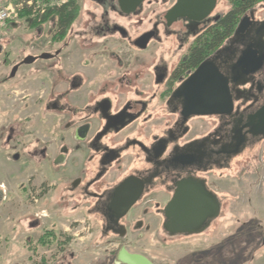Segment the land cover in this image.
Here are the masks:
<instances>
[{
	"label": "rangeland",
	"instance_id": "374dc122",
	"mask_svg": "<svg viewBox=\"0 0 264 264\" xmlns=\"http://www.w3.org/2000/svg\"><path fill=\"white\" fill-rule=\"evenodd\" d=\"M39 1H33L38 15L28 11L0 27V264H123L116 257L121 247L153 264H264V141L210 177L222 207L202 233L167 234L159 227V216L148 213L136 226L132 219L149 209L144 198L128 215L125 238L101 235L96 216L77 203L81 196H73L82 184L69 185L66 171L55 174L38 154L72 148L67 123L76 128L87 119L83 108L100 91L98 83L105 80L117 88V79L126 77L148 88L151 77L145 68L151 57L135 60L131 49L137 48L123 33L98 31L102 9L94 0ZM67 1L79 6L78 15L63 37L54 38L56 16L41 21L39 10ZM229 8L228 0H219L213 15ZM160 9L147 4L139 17L121 18L107 7L106 15L133 39L151 27L149 18ZM254 9L263 18L264 0ZM161 26L159 40L153 39L147 49H179ZM28 57L34 58L25 63ZM119 89L122 97L131 96L128 87ZM55 95L61 98L58 107H47ZM84 156L76 150L70 156L81 173ZM165 199L159 198L161 203ZM42 236L44 244L38 241Z\"/></svg>",
	"mask_w": 264,
	"mask_h": 264
},
{
	"label": "flooded vegetation",
	"instance_id": "af4514ba",
	"mask_svg": "<svg viewBox=\"0 0 264 264\" xmlns=\"http://www.w3.org/2000/svg\"><path fill=\"white\" fill-rule=\"evenodd\" d=\"M94 1L102 9V22L96 25L98 31L112 29L123 33L126 40L137 48L131 49L135 60L139 56L150 55L151 61L145 69L151 77V84L145 89L146 84L142 83L139 87L137 79L126 77L117 79V88L107 85L105 80L98 83L100 91L92 95L82 110L87 119L76 128L67 123L65 132L72 148L59 147L55 154L46 152L45 155H38L44 157L43 160L55 174L66 171L71 178L69 185L82 184L79 192L73 194L81 196V200L72 201L80 203L85 213L96 216L104 237L125 238L131 225L127 224L128 215L144 198H147L145 204L150 202L149 209H142L139 217L131 222L138 226L144 223L142 215L148 213L154 217L155 214L159 216L160 229L169 234L164 228V223L168 221L165 209L178 185L185 181L204 184L205 189L218 198L220 213V194L210 177L244 150L264 141V118L255 117L264 104V17H257L254 8L249 10L239 19L248 17L243 31L235 33L238 21L232 34L219 47L204 49L206 44L202 40L207 42L210 28L225 14L213 15L219 0L203 20L191 21L180 16L169 25L165 15L176 0H144L130 13L122 12L116 0ZM147 4L152 5L154 10L160 7V12L153 13L149 18L151 27L133 39L121 23H109L107 7H111L121 18H131L139 17ZM159 25H162L165 34L175 37L179 49H147L153 39L159 40ZM146 33L151 38L145 47L140 48L135 42ZM256 58L260 60V65ZM206 60L215 64L228 79L232 110L224 114L186 115L183 113L185 97L176 96L174 92ZM258 65L259 69L252 73ZM124 74L129 76L127 72ZM120 86L128 87L130 90L126 91L131 96L122 97V90H118ZM49 100L47 107L55 109L61 98L55 95ZM68 111L74 112L71 108ZM75 150L85 155L82 169L79 168L82 173L71 162L74 157L70 156ZM129 177L134 179L132 188L137 189V183H140L141 190L128 211L117 219L116 212L120 211V207L110 204L116 187ZM162 197H166L163 203L159 200ZM212 220L207 221L205 229Z\"/></svg>",
	"mask_w": 264,
	"mask_h": 264
},
{
	"label": "water",
	"instance_id": "95a60500",
	"mask_svg": "<svg viewBox=\"0 0 264 264\" xmlns=\"http://www.w3.org/2000/svg\"><path fill=\"white\" fill-rule=\"evenodd\" d=\"M116 1L122 12L130 13L144 0ZM216 2L217 0H176V3L165 15L166 23L169 25L180 16L191 21H201L211 13ZM247 20V16L242 17L235 30L236 34L245 29ZM150 38L151 36L148 33L143 34L135 44L143 48ZM40 57H45V55L42 54ZM33 58L28 57L24 62L28 63L29 59L32 60ZM256 59L260 65V60ZM259 65L251 72L253 73L259 69ZM174 95L185 97L183 113L186 115L224 114L231 111L233 106L232 95L228 89V79L215 64L208 60L202 62L182 82ZM256 116L264 118V104L258 110ZM133 180L131 177L125 179L114 191L110 205L120 207V211L116 212L117 219L128 211L139 196L141 185L137 183V189L135 187L134 190L132 188ZM219 206L218 198L210 194L205 189L204 184L185 181L178 185L166 206L165 217L168 221L164 223V228L172 235L199 233L207 227L208 220L218 216ZM116 257L123 264H153L146 256L130 252L125 247L120 248Z\"/></svg>",
	"mask_w": 264,
	"mask_h": 264
},
{
	"label": "trees",
	"instance_id": "16d2710c",
	"mask_svg": "<svg viewBox=\"0 0 264 264\" xmlns=\"http://www.w3.org/2000/svg\"><path fill=\"white\" fill-rule=\"evenodd\" d=\"M262 1L263 0H228L230 5L229 10L210 28V32L207 33V42L206 39H204V41L202 40L203 44H206L204 49L219 47L222 42L232 34L240 17ZM78 11L79 6L73 3V1L51 6L47 3L41 15V21H45L50 15H55L57 32L54 38L60 39L65 35L69 26L77 17ZM26 12H28V10L21 11L20 16L25 15ZM39 240L42 244L46 243L43 236L40 237Z\"/></svg>",
	"mask_w": 264,
	"mask_h": 264
},
{
	"label": "built area",
	"instance_id": "2783aa9c",
	"mask_svg": "<svg viewBox=\"0 0 264 264\" xmlns=\"http://www.w3.org/2000/svg\"><path fill=\"white\" fill-rule=\"evenodd\" d=\"M34 0H0V27H3L6 25V23L10 20H14L20 15V12L23 10H28L31 12V16L38 15L36 12L37 6L33 5ZM36 2H40L39 0H35ZM45 10V7L43 6L39 13H43ZM33 200L36 202L37 199L33 198ZM42 212V211H41ZM38 216V214H36Z\"/></svg>",
	"mask_w": 264,
	"mask_h": 264
},
{
	"label": "crops",
	"instance_id": "0c3cea01",
	"mask_svg": "<svg viewBox=\"0 0 264 264\" xmlns=\"http://www.w3.org/2000/svg\"><path fill=\"white\" fill-rule=\"evenodd\" d=\"M1 196H3V195H2V193H1V191H0V197H1ZM2 198H3V197H2ZM38 241H40V240H38ZM24 257L28 259V258L30 257V254L24 255Z\"/></svg>",
	"mask_w": 264,
	"mask_h": 264
}]
</instances>
